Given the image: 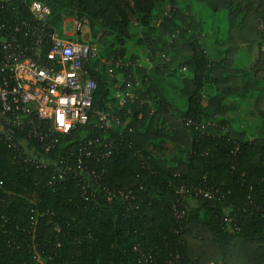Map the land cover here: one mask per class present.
Here are the masks:
<instances>
[{
	"label": "trees",
	"instance_id": "1",
	"mask_svg": "<svg viewBox=\"0 0 264 264\" xmlns=\"http://www.w3.org/2000/svg\"><path fill=\"white\" fill-rule=\"evenodd\" d=\"M32 1L7 2L0 21L28 17ZM38 1L57 29L65 17L82 21L109 45L114 62L125 64L115 87L91 59L86 67L97 89L89 124L63 139L52 160L65 159L82 137L105 135L100 111L127 128L120 137L117 127L109 134L115 144L104 184L112 201L100 189L85 201L73 180L49 186L47 171L19 162L0 143V264H40L38 257L45 264H138L136 246L162 262L179 251L182 264H264V137L221 126L240 117L241 100L264 118V0ZM214 35L227 40L218 56L207 45ZM240 52L255 66L234 67ZM179 71L185 109L160 86ZM130 88L133 99L120 108ZM188 121L216 126L196 131ZM162 142L176 155L158 159L149 150ZM183 186H208L212 198L187 199L180 227L172 207Z\"/></svg>",
	"mask_w": 264,
	"mask_h": 264
},
{
	"label": "built area",
	"instance_id": "2",
	"mask_svg": "<svg viewBox=\"0 0 264 264\" xmlns=\"http://www.w3.org/2000/svg\"><path fill=\"white\" fill-rule=\"evenodd\" d=\"M10 1L0 0V9ZM28 14L26 18L0 21V143L14 150L19 162L47 171L49 186L73 180L85 201H90L92 191L99 189L112 201L114 194L104 180L115 144L109 134L117 127L120 137L127 128L119 116L110 110L98 112V122L105 135L82 137L69 149L65 159L52 160L63 139L78 127L89 124L97 82L90 77L86 66L98 56V48L92 43L61 39L51 23L50 8L38 0L28 3ZM83 26L82 21H76L75 33L81 34ZM261 28L264 33V22ZM124 65L121 60L117 62V66ZM117 80L122 81L119 77ZM127 97L133 99V95L126 94L120 99V108L125 107ZM187 124L196 131L216 126L213 121L204 124L188 121ZM176 195L172 211L181 227L185 221L186 200L192 196L211 199L212 189L183 186ZM181 231L179 228L175 233ZM61 246L58 244V248ZM134 250L138 264H182L183 261L179 251L162 262L151 251L137 246ZM35 259L45 264L41 258Z\"/></svg>",
	"mask_w": 264,
	"mask_h": 264
},
{
	"label": "rangeland",
	"instance_id": "3",
	"mask_svg": "<svg viewBox=\"0 0 264 264\" xmlns=\"http://www.w3.org/2000/svg\"><path fill=\"white\" fill-rule=\"evenodd\" d=\"M184 1L185 0H180ZM158 11L161 12L160 18H162L165 14V10H163L160 6L158 7ZM166 15V14H165ZM135 19V18H133ZM76 20L72 18H64L62 21V25L58 28V33L61 39L71 42H87L92 43L94 46L98 48V56L93 59V71H98L100 73H103L107 76V80L110 82V84L115 85L117 87V83L115 84L114 76L118 68L120 66H117V62H114L113 58L111 57V50L109 48V45H105L101 42H99V38H93L91 36V32L88 26H83L81 34H77L74 31V24ZM261 27V26H260ZM212 36H209L207 39L209 42L212 39ZM98 60V61H96ZM113 65V66H112ZM182 71H179L175 78H168L163 79L160 86L163 89V92H165L166 95H172L173 96V102L177 104L182 109L186 108V98L184 99V96L181 94L182 84L181 81L178 79V76L180 75ZM140 83V81H139ZM120 84V83H119ZM160 88V87H159ZM160 88V89H161ZM161 89V91H162ZM136 90L135 88L127 91V94L133 95V93ZM261 109H264V102L260 105ZM252 108V107H251ZM254 111V110H253ZM251 111V109H244L243 115H240V117H236L235 115H232L235 119L232 123L225 122L223 126L224 128L236 130V131H244L250 137V139H254L258 136L264 137V118L261 117L258 113ZM221 117V116H220ZM223 117H221L222 119ZM224 120V119H222ZM261 120V122H260ZM221 128L220 125H217ZM150 150L158 159L161 158H169L172 155H176V149L175 147L168 142H162L161 144H158L154 147H150Z\"/></svg>",
	"mask_w": 264,
	"mask_h": 264
},
{
	"label": "crops",
	"instance_id": "4",
	"mask_svg": "<svg viewBox=\"0 0 264 264\" xmlns=\"http://www.w3.org/2000/svg\"><path fill=\"white\" fill-rule=\"evenodd\" d=\"M224 26H227V25L225 24ZM259 28H260V25H259ZM211 38L212 39L210 40V42L208 41L207 45L212 48L211 51L214 54V56L215 55L218 56V54H217L218 51L217 50H220L222 44L226 46L227 45V40L219 41V40H217L215 35L213 37H211ZM221 52H222V50H221ZM220 54H221V56H220L219 59L221 60L224 57V55H222V53H220ZM232 64L236 68H240L242 70H247L248 68L254 67L256 63H255V59H253V57L249 56L245 52H240V53L236 54V57H235V59H234ZM237 104L240 105L239 108H238L240 115H243V110L244 109H246V110L247 109H249V110L253 109V102L251 100H247L245 102H243V100H241V101H239V103L237 102ZM229 117H230V119L233 122L235 118L232 115H230ZM236 117H238V116H236ZM149 150H150V148H149Z\"/></svg>",
	"mask_w": 264,
	"mask_h": 264
}]
</instances>
